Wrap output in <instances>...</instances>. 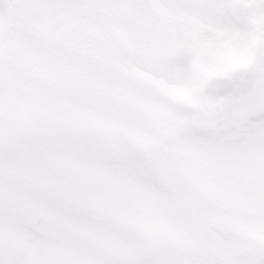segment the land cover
<instances>
[{
    "label": "rangeland",
    "instance_id": "374dc122",
    "mask_svg": "<svg viewBox=\"0 0 264 264\" xmlns=\"http://www.w3.org/2000/svg\"><path fill=\"white\" fill-rule=\"evenodd\" d=\"M90 1L93 2V0ZM258 2L259 0H257L256 4ZM100 3L101 0H97L94 5H92L97 7L100 5ZM42 4L43 3L41 0H32V4L31 0H12L11 17H15L17 19H22L23 17H34L41 19V16L46 14L61 23L63 18H67L71 15V13H65L67 9H75L76 12L72 16L76 18H81L83 13L91 11V7L89 5L90 3L82 0L54 1L50 4L52 6L51 9L45 8V6ZM183 5L188 7L189 4L179 1L169 3L168 0L162 4L160 8L163 13V22H167V18L169 17L171 20L177 19L181 16L187 17V8H185ZM252 7V0H249L246 5H236L237 9H243L249 13L252 12L254 15ZM92 10L93 12H97L101 15L110 16L111 21H109L105 27L110 33L109 49L116 50V53H113L110 56L109 63L112 61V56H121L122 60L120 62L124 65L117 66L114 69V72L111 71L112 67H109L110 65L106 66L107 71L105 73V80L110 83L111 90H113L114 87L115 90H122L129 93L133 88L144 91L142 94L143 96L141 97L143 102L141 105H139V107H126L117 114L110 112L102 113L97 111L95 108L90 112L87 110L81 117H79V120L91 124V129L94 135L91 136L90 139H88L89 137L78 139L79 141L74 145L75 156L78 159V165L84 168L85 165L91 163L90 165L96 170V176L92 177V180H97V182L101 184L104 181L103 189L99 190L101 196L96 197L97 199L92 196V202H98L99 200L107 201L110 199L113 202L112 210L120 211L122 206L113 200L111 193H116L121 190L140 191L139 193L136 192L132 194V196L127 197L131 198L134 202L138 201L139 203H145L139 204L137 206L138 209L141 210L143 208L149 207V204L147 203L150 200L149 196L151 193V195H155V198H165L166 203L160 202L159 206L157 205L158 208L164 207L166 209L167 215H164L163 213L165 219H163L161 222H157L153 217L151 219V224L155 226L152 227H148L145 223H142L140 226V223L138 224V218L134 219L132 225L135 227H141L140 230H137L136 235L140 236L142 233L141 239L143 241H147L159 233H167V235H164L165 237L171 238L175 241L177 240L175 237H177L180 241L184 242L185 235L188 234L189 230L185 229L184 233L181 234V229H178L174 230L178 232V234H169V231H172L173 229H169L167 225L173 222L174 225L176 224V226L181 227L180 222L181 220L186 222V217L182 213L174 216L173 214H170V211L167 210V198L171 199L170 196H165L170 193V190L167 189V184L162 183L159 180L156 182L157 185L153 186L149 181H144V179L140 176V172H142L141 169H139L135 162H130L129 158L130 155L135 156L134 154L136 152L134 147H137L140 150H142L144 147H147L149 151H153V147L158 143H161L162 145H170L171 143L175 144L182 141L185 137L186 132L183 130V128L180 129V126H178L179 123L170 121L165 115V113L170 112V107H173L174 109L173 104H170V100H168V98H178L184 102V104L180 105L176 109L178 111L180 109L179 112L181 113V118L186 122H190L192 115L194 116L196 114L198 117V122H202L203 113L201 106L204 105L199 104L195 100V97L189 98L188 96L187 98H184V94L182 92L169 86L168 82L173 79L179 66L174 65V68L169 70V65L172 61L170 55L169 58L168 55H166L165 59H163L165 64L162 66V69L158 74H153L154 67H152V70L145 67L151 66V64L146 63V61H144V63L137 62L135 60L130 61L129 56L132 53H138L139 50L138 48V50H135L132 46L139 44V39L142 36L143 30L148 29L146 25H144V29H141L140 26L135 24L137 18H130L129 20V17L136 16L123 17L122 20L118 19V17L122 15V12H119L116 10V8H113V6H111L110 9L104 11L97 10L96 8ZM147 14L152 16L151 10ZM0 16H6V13L1 10V7ZM240 16L241 15L239 11L233 13L231 18L226 21L224 26L214 30L208 29L202 32L201 29H197L196 32L199 35L195 38H175L174 45L178 50H181V52H185L186 50L192 52L197 44L199 46L203 40H206L209 47L212 49L219 50L224 46L225 48L232 50L233 53H236L234 49H237V52H239L238 55L243 54V52H240L241 50L239 42L242 38H244L243 41H245L246 38L250 37L252 35V31L247 32L248 24H240L242 18ZM256 16L260 17V11L256 12ZM114 19H117V21L114 22ZM92 20H94V18H92ZM84 23L85 21H82L78 24L62 22L61 29L64 33V38H71L70 35L75 32L85 34ZM262 26L263 25L260 24L258 25V28L261 29ZM238 30H246V33L244 32L243 36L239 35V32H237ZM123 34H125L126 37ZM123 41H126V50L121 51ZM67 43H69V41H67ZM151 52L153 56V65V49H151ZM156 58H158V55H156ZM208 65L210 71L205 69L206 77L216 78V69L214 70L211 63H208ZM156 67H159L158 63H156ZM95 69H97V67ZM84 74L85 72L82 71L81 77L84 76ZM96 77L97 75L94 73L93 78L95 83L97 82ZM219 102L220 100L216 104L217 107ZM206 105H208L206 107L208 110L213 104ZM148 109H150V111H146ZM156 111H160L161 114L157 115ZM75 118V120H77L78 117ZM231 123L232 122L229 121L227 126L223 124L222 131L203 133L202 131H197L194 129V132L188 135L193 140L194 145L202 144L205 148L210 146L217 147L220 143L228 145L229 143L234 142L236 134H241L248 128L252 127L251 122L247 121H235L233 128ZM169 132L174 133L177 136L174 139L176 142H173L169 139L167 136ZM37 142L39 144L38 140ZM33 145L34 143L32 142L29 151H34ZM261 145H264V142ZM123 150H126L127 153L122 155ZM157 156L159 158L162 157V153H158ZM59 159L61 160L62 165L65 166L63 164L62 157ZM16 162L17 164L19 163L18 161ZM17 164H13V159H11V150L1 152L0 179H8L11 176V169H16V172L21 170L18 169L20 166ZM29 165L31 168L34 167L32 160L29 161ZM80 169L77 167V171H80ZM66 171L67 172H65L64 175L70 178L74 183L67 186L69 187L68 191H62L63 196L70 195L81 188V179L77 177L78 173L69 166H67ZM179 174L181 175V173ZM174 175L178 177V184L181 186L182 191H185L188 194V200L183 204L180 203L181 208L185 207L190 210L202 208L204 202L207 203L205 208L209 207L210 201L207 198L205 201H201L199 206L191 205V202L198 198L196 195L199 193H204L200 184L188 180L187 178L183 177V175L179 176L176 173ZM82 181V188H84L86 191H89V181L86 179ZM105 182L108 187L105 185ZM164 188L166 190H164ZM7 190L8 188L6 187H0V194H5ZM141 191H148L149 195L144 194ZM263 194L264 192L261 194V198H263ZM78 195L82 198H87L90 196V194L84 192L83 190H79ZM5 200L6 199L0 197V212L3 211V209L8 211V209L11 207V205L6 203ZM129 209L130 207L125 206L121 212V219L118 218L114 222H123L125 220V214L129 213ZM83 211V215H85V222L88 223L89 226H100V222L98 218H96L98 214V208L94 203L84 206ZM51 215L52 216L49 218V220L51 222L56 221L57 215ZM86 217L88 219H86ZM94 217L95 219L92 220L91 218ZM257 217L256 223L262 224L257 220ZM107 220L108 218L106 216L101 217V223L103 225H105ZM22 222L26 223L27 221L22 220ZM30 222L32 223L33 219H31ZM51 222H48L42 216L38 217L37 221L35 222V226H33L34 228L23 233L21 242L23 246H26V253L29 254L28 256L31 255L30 248H33L35 252L39 251L38 253H41V255L46 254V256L43 258L47 261V264H57L56 258L58 257L60 248H63L68 252V259H64V264H99L86 254V248L83 244V240L79 238L81 233H77L76 231L74 232L71 228H67L64 232L56 230L57 227H55V229H51L48 227L52 224ZM111 227L117 228L118 225ZM0 228H2V222H0ZM158 230L159 232L156 233ZM113 233L115 234V238L121 241H125L127 238V236L123 237L119 232ZM3 234H5V232L1 231L0 237ZM138 239L134 241V244L138 245L140 242ZM40 240L43 241L44 248ZM145 263L151 264V262L146 260ZM4 264H11V260L4 261Z\"/></svg>",
    "mask_w": 264,
    "mask_h": 264
},
{
    "label": "flooded vegetation",
    "instance_id": "af4514ba",
    "mask_svg": "<svg viewBox=\"0 0 264 264\" xmlns=\"http://www.w3.org/2000/svg\"><path fill=\"white\" fill-rule=\"evenodd\" d=\"M213 236V235H212ZM241 233H224L212 237V244H203L198 253H191V264H218L213 258L215 254L229 257L232 264H264V250L255 245L254 241ZM247 254V255H242Z\"/></svg>",
    "mask_w": 264,
    "mask_h": 264
},
{
    "label": "water",
    "instance_id": "95a60500",
    "mask_svg": "<svg viewBox=\"0 0 264 264\" xmlns=\"http://www.w3.org/2000/svg\"><path fill=\"white\" fill-rule=\"evenodd\" d=\"M172 246L168 245L159 250L162 253L161 258L156 254L160 264H181L179 251Z\"/></svg>",
    "mask_w": 264,
    "mask_h": 264
}]
</instances>
